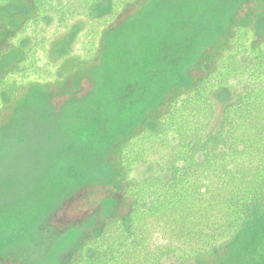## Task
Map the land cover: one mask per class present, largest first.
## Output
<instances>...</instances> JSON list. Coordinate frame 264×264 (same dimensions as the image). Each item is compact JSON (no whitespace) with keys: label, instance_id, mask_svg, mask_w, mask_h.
I'll use <instances>...</instances> for the list:
<instances>
[{"label":"trees","instance_id":"1","mask_svg":"<svg viewBox=\"0 0 264 264\" xmlns=\"http://www.w3.org/2000/svg\"><path fill=\"white\" fill-rule=\"evenodd\" d=\"M248 1L0 0V112L25 87L0 123V264H264V0L239 18ZM94 187L99 208L56 230Z\"/></svg>","mask_w":264,"mask_h":264},{"label":"rangeland","instance_id":"2","mask_svg":"<svg viewBox=\"0 0 264 264\" xmlns=\"http://www.w3.org/2000/svg\"><path fill=\"white\" fill-rule=\"evenodd\" d=\"M263 9L260 0H249L239 10L237 16L239 18H248L260 12ZM90 87L87 79H83L80 84L81 93ZM54 95V101L58 104L64 101L69 93L75 92L73 84L66 86L53 85L50 88ZM25 92V87L15 90V94L11 95V102L0 112V123H3L11 114L14 101L20 98ZM217 115H219L220 107L216 106ZM109 192L102 187H94L83 189L68 200L52 217L51 225L56 230H63L78 225L82 220L91 215L100 206V201L107 197ZM3 264H14L12 262H4Z\"/></svg>","mask_w":264,"mask_h":264}]
</instances>
